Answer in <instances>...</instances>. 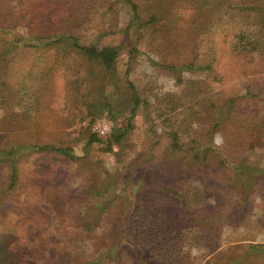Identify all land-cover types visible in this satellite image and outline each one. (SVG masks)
I'll return each instance as SVG.
<instances>
[{"label": "rangeland", "instance_id": "obj_1", "mask_svg": "<svg viewBox=\"0 0 264 264\" xmlns=\"http://www.w3.org/2000/svg\"><path fill=\"white\" fill-rule=\"evenodd\" d=\"M36 1L41 7L36 26L45 29V34L53 30L52 34L72 35L85 46L121 49L118 86L109 83L104 92L109 115L98 113L95 121L108 119L113 125L112 136L122 135L134 107L130 84L142 103L132 120L134 129L112 152L106 151L107 138L91 144L95 121L91 123L93 109L88 104L96 99L99 83L87 90L85 85L75 84L89 68L83 57L72 52L70 63L60 66L57 51L14 49V34L34 43L20 25H14L12 32L0 31L3 82L16 91L19 80L25 79L36 122L35 126L32 120L33 127L14 140L58 144L77 156L68 160L41 154L22 162L19 185L0 207L1 216L15 229L16 264H159L137 242V234L144 229L135 218L142 206L144 223L161 229L171 225L156 213L168 211L170 201L162 198L154 181L180 185L191 214L203 216L201 210L207 206L226 218L233 216L230 229L214 251L206 250L202 240L201 245L188 244L200 233L190 220L180 222L185 238L179 236L176 243L182 244L187 264H206L208 260L209 264H243L251 244H264V173L252 172L264 171V137L256 132V141L246 139L244 152L237 153L238 147L235 157H229L224 146L231 141V132L235 134L232 117L239 125L242 117L234 114L225 119L222 106L230 97L250 99L252 92L264 99V69L259 68V60L243 58L234 50L235 32L229 29L214 38L221 56L216 69L219 81H205L188 71H170L167 66H179L200 55L195 54L193 34L207 18L208 9L196 12L192 0H133L143 22L155 12L159 14L155 26L136 25L126 0ZM8 19L2 23L13 26ZM206 36L204 33L202 40ZM45 57L54 62L46 66ZM80 93L86 96L82 98ZM25 107L17 105V113L23 114ZM219 117L226 121L216 128ZM175 135L181 149L174 148ZM11 141L6 136L0 145ZM251 144L253 148H249ZM208 148L217 152L208 155L207 162L193 159ZM238 165L243 167L241 173L248 170L252 175V184H231ZM95 186L102 188L103 195L95 194ZM177 209L176 204L171 210L177 213ZM243 228L251 235L248 240L241 236Z\"/></svg>", "mask_w": 264, "mask_h": 264}, {"label": "trees", "instance_id": "obj_2", "mask_svg": "<svg viewBox=\"0 0 264 264\" xmlns=\"http://www.w3.org/2000/svg\"><path fill=\"white\" fill-rule=\"evenodd\" d=\"M226 1L228 0H192V2H196L194 8L196 12L204 10L205 7L208 9L207 18L197 26L193 34L194 46L195 49L198 50L195 54L200 55L197 56V60L192 59L179 66H167L170 71L178 74L188 71L197 73V76L205 81H219L218 76L220 74L217 75L216 69L220 66L221 56L219 54L220 48H218V43L215 42L214 38L219 34L221 36V34L228 32L229 29L235 32L232 38L234 50L239 55L243 56V58L258 59L260 64L259 68L264 69V0L262 5L260 2L252 0H236L233 3H227ZM202 2H206L205 5H203ZM212 2H216V4L212 5ZM223 2H226V4H223ZM126 3L133 15V22H135L136 25L143 26L147 24L155 26L158 23V13L155 12L148 21L143 22L137 4L133 0H126ZM40 11L41 7L36 0H0V31L12 32L16 29L14 25H20V30L23 31L25 35H30L34 43H31L30 40L25 41V38H16L14 34V49L19 50L22 48L21 46H23L57 51L55 56H59L57 58L59 59L57 65L60 66L70 63L72 52L82 56L89 68L86 75L81 78V81L75 84L85 85V90H87L91 86H96L94 82L99 83V87L96 86V95L99 98H94L92 103L88 104V107L93 109L90 113L92 118L91 123H94L95 117L100 115L98 113L102 114L106 111V114L109 115V111H107L108 104H106L108 102L104 92L109 83L116 85V78L118 76L117 64L121 57L120 47L100 46L98 44L85 46L80 43L78 38L63 33L52 34L53 30L49 32V35L45 34V29L37 28L36 26L39 22ZM4 18L12 20L14 22L13 26L4 25L2 23ZM131 27L133 26H130L128 29H131ZM38 33L40 35H38ZM204 33L207 34V36L202 40ZM46 35H48V38H46ZM201 46L203 50H201ZM3 55L4 52L0 56V59ZM43 62L47 66L54 61L53 58L48 61L45 57ZM45 69L47 71V76L51 77L52 74L48 72V68L46 67ZM3 79V72H0V111L2 112L0 113V142L6 136L12 138V141L6 145H0V175L4 177L3 179L0 178V207L15 193L20 182L21 165L27 157L29 158L41 154H55L63 156L68 160L77 159V156H75L70 149L58 144H42L31 141L22 142L21 140H14V138H17L18 134L24 132L28 127H33L31 124L32 120L36 126V122L33 118L35 117L33 113L34 110L31 108L32 105L28 104L30 96L25 86L26 83H24L25 79L21 78L19 80V87L16 91L10 89L9 85L3 82ZM117 86L118 85L115 87ZM130 87L132 88L130 97L134 107L131 111L128 128L122 135H111L107 138L105 141L107 145L106 151L112 152L113 147L115 145H120L126 135L134 129L132 120L136 117L137 109L141 105L142 100L140 95L136 92L134 85L130 84ZM14 92L18 95L19 100L15 97ZM261 95L252 92V97L250 99L244 98L243 100L240 97H230L223 104L222 108L224 112H226L225 119L228 115L231 116L234 114L242 117L240 125L236 122L235 117H232V121L235 123V134L231 132V141L224 146H227L225 149L229 157H235V149L238 147L240 148L237 153L244 152L242 148L244 147V141H246V139L252 138L253 141H256L257 137L254 135L257 133H260L264 137V99L262 100ZM80 96L83 98L86 94L80 93ZM21 103L26 106L23 114L17 113L16 110L17 105L19 106ZM249 103L252 104L249 105ZM224 121H226L224 117H219L216 121V128L223 126L225 123ZM19 125L22 127H17ZM257 128L261 131H256ZM3 134H5V136ZM102 139L103 138H100L98 134L93 132L91 134L90 143L101 142L103 141ZM173 140L174 148L181 149L176 135ZM253 147L254 145L251 144L249 148ZM216 152L215 149L208 148L204 152L197 153L193 159H206L205 161L207 162L209 160L208 155H213ZM206 162L202 161V163ZM242 169L243 167L241 165L233 169L234 175L230 180L233 186L239 184H252V175L250 176L248 170L241 173ZM252 172L264 173V171H259L258 169H253ZM153 183L157 186V190L161 193L162 198L170 201L168 211L161 209L156 213L162 219L167 220L171 225L165 229H161L160 226L153 223H144L141 219L140 208H142V206H140L135 212V218L140 220L137 224H140L141 228L144 229L137 234V240H139L137 242L141 248L151 255H154L159 261V264H187L186 254L183 253L182 244L180 242L176 243V239L179 236L181 238L183 237L180 222L190 220L192 222L191 225L198 229L200 234L194 235L191 242L188 240L187 243L201 245L198 243L199 240H202V245L206 250L214 251L215 245L222 241L226 229H230L233 216L231 218H226L219 213L217 209L207 206H205L204 210H201L203 216L191 214V212L188 211L189 204L184 193H182V189H180V185L177 187L170 183L159 184L155 181ZM94 189L98 197L103 195L102 188L95 186ZM92 199L94 200V198ZM176 204L178 207L176 210L177 213L171 210ZM1 215L2 214H0V264H16L17 259L13 252V243L16 239L15 229L13 226L11 227L7 222L8 220ZM247 230V228H243L241 234L242 238L245 240L251 237V235L246 234ZM209 263L210 260L206 262V264ZM263 263L264 244H251L248 251L243 255V264Z\"/></svg>", "mask_w": 264, "mask_h": 264}, {"label": "built area", "instance_id": "obj_3", "mask_svg": "<svg viewBox=\"0 0 264 264\" xmlns=\"http://www.w3.org/2000/svg\"><path fill=\"white\" fill-rule=\"evenodd\" d=\"M93 132L100 138H108L113 134V125L108 119L99 118L93 125Z\"/></svg>", "mask_w": 264, "mask_h": 264}]
</instances>
